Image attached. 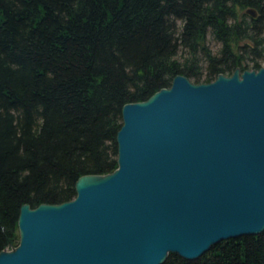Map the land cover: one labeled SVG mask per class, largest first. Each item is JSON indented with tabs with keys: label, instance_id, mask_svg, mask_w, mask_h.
<instances>
[{
	"label": "trees",
	"instance_id": "obj_1",
	"mask_svg": "<svg viewBox=\"0 0 264 264\" xmlns=\"http://www.w3.org/2000/svg\"><path fill=\"white\" fill-rule=\"evenodd\" d=\"M263 53L264 0H0V251L20 206L70 201L79 177L115 169L122 106L178 75L256 71ZM162 264H264V231Z\"/></svg>",
	"mask_w": 264,
	"mask_h": 264
},
{
	"label": "water",
	"instance_id": "obj_2",
	"mask_svg": "<svg viewBox=\"0 0 264 264\" xmlns=\"http://www.w3.org/2000/svg\"><path fill=\"white\" fill-rule=\"evenodd\" d=\"M120 121L115 169L79 177L70 201L20 206L0 264L193 261L264 231V53L256 71L175 76Z\"/></svg>",
	"mask_w": 264,
	"mask_h": 264
},
{
	"label": "rangeland",
	"instance_id": "obj_3",
	"mask_svg": "<svg viewBox=\"0 0 264 264\" xmlns=\"http://www.w3.org/2000/svg\"><path fill=\"white\" fill-rule=\"evenodd\" d=\"M206 45H207V48L208 50L212 53V54H216L217 51H218V45L216 43H214L210 38L206 39ZM184 55V54H183ZM182 57V56H181ZM180 57V58H181ZM201 59V58H200ZM199 63L202 64V66H204L201 62V60H199ZM261 66H262V63H261Z\"/></svg>",
	"mask_w": 264,
	"mask_h": 264
}]
</instances>
